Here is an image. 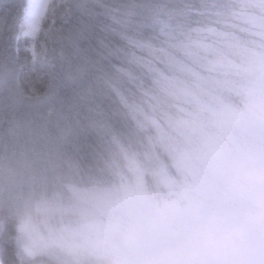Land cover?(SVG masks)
I'll list each match as a JSON object with an SVG mask.
<instances>
[{
    "label": "snow or ice",
    "instance_id": "6c2138e0",
    "mask_svg": "<svg viewBox=\"0 0 264 264\" xmlns=\"http://www.w3.org/2000/svg\"><path fill=\"white\" fill-rule=\"evenodd\" d=\"M0 21L21 69L0 85V264H264V0H29Z\"/></svg>",
    "mask_w": 264,
    "mask_h": 264
},
{
    "label": "clouds",
    "instance_id": "9594fccd",
    "mask_svg": "<svg viewBox=\"0 0 264 264\" xmlns=\"http://www.w3.org/2000/svg\"><path fill=\"white\" fill-rule=\"evenodd\" d=\"M9 95H11V93H9ZM14 177L15 168L13 166L0 165V185L5 182H12ZM3 210L4 209L0 208V211ZM257 215L261 217V222H264V209H257ZM24 216H30L36 226H43L42 214L33 208L30 211L17 216L18 230L21 226V221ZM225 243L228 251L235 253L238 257H243L247 252L250 251V245L247 235H238L231 240L226 241ZM96 246L101 251H103V249L106 247V242L104 240H99L96 242ZM68 264H117V261L114 257L108 255L106 252L100 255H93L87 249H80L68 258Z\"/></svg>",
    "mask_w": 264,
    "mask_h": 264
},
{
    "label": "trees",
    "instance_id": "16d2710c",
    "mask_svg": "<svg viewBox=\"0 0 264 264\" xmlns=\"http://www.w3.org/2000/svg\"><path fill=\"white\" fill-rule=\"evenodd\" d=\"M24 2V4H22ZM28 0H0V17H2L3 10H4V5H26ZM74 3H94L96 0H73ZM104 3L106 4H126L131 2V0H103ZM137 3H146L148 0H136ZM21 14H22V9H20ZM2 26L1 33H0V43H2L8 33L3 29L2 21H0V27ZM22 41V40H21ZM20 41V59L25 60V59H30L29 53L24 54V47L21 44ZM21 69L12 63L11 61L5 60L4 56L0 54V81L2 79V76L5 72V74L8 76L7 78H15L17 74H19ZM26 71V69H25ZM37 90H38V95L42 98H46L47 92L46 89H44L39 83L37 84ZM86 147V146H85ZM4 245L0 243V247H3ZM9 249L11 248V245L8 246ZM14 254V253H13Z\"/></svg>",
    "mask_w": 264,
    "mask_h": 264
},
{
    "label": "rangeland",
    "instance_id": "374dc122",
    "mask_svg": "<svg viewBox=\"0 0 264 264\" xmlns=\"http://www.w3.org/2000/svg\"><path fill=\"white\" fill-rule=\"evenodd\" d=\"M28 2H29V0H28ZM22 4H24V2ZM48 23H50V21H48ZM1 29H2V26L0 27V33H1ZM21 44L24 46L23 40L21 41ZM26 53H29V55L31 56V53L24 47V54L26 55ZM7 77L8 76L4 72V74L2 76V79L0 81V85H2L5 80H7L9 82V85L11 86V83L13 82L14 78L13 77L12 78H7Z\"/></svg>",
    "mask_w": 264,
    "mask_h": 264
}]
</instances>
